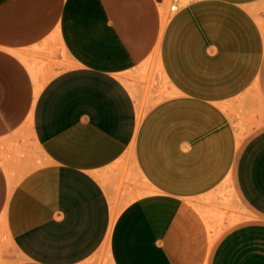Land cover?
<instances>
[{
    "label": "crops",
    "instance_id": "0c3cea01",
    "mask_svg": "<svg viewBox=\"0 0 264 264\" xmlns=\"http://www.w3.org/2000/svg\"><path fill=\"white\" fill-rule=\"evenodd\" d=\"M164 4L0 0V140L26 122L41 155L0 170L8 264H264V128L236 150L225 109L264 96V0ZM156 52L174 94L141 119L122 78ZM227 180L255 220L214 236Z\"/></svg>",
    "mask_w": 264,
    "mask_h": 264
},
{
    "label": "rangeland",
    "instance_id": "374dc122",
    "mask_svg": "<svg viewBox=\"0 0 264 264\" xmlns=\"http://www.w3.org/2000/svg\"><path fill=\"white\" fill-rule=\"evenodd\" d=\"M187 2L188 0H181V8ZM160 14L162 23L165 22V25L174 15L168 12L166 4L160 6ZM44 80L45 77L43 76L38 82ZM122 80L129 89L137 109L141 110V119L146 117L155 105L174 94L170 91L168 80L161 68L158 52L152 54L142 64L126 72ZM240 99L241 101L231 104V109L225 108L231 110V123L235 133L236 150L241 148L254 132L264 128V96L261 94L258 83ZM238 137L240 138L239 145L237 144ZM40 161L39 149L32 140L26 122L13 134L0 140V170L6 180L8 189L24 174L36 167ZM126 170L127 165L123 168L124 173ZM124 180H127V178H124ZM134 181H136V178H134ZM122 195H124V192L118 186L116 189V207L118 211L129 201L127 198H121ZM196 206L206 223L210 221L208 228L214 236L217 233L222 236L239 224L255 220L239 202L230 180L222 184L213 198L200 200L196 203ZM8 248L9 239L6 236L4 221L0 217V264H8L6 253Z\"/></svg>",
    "mask_w": 264,
    "mask_h": 264
},
{
    "label": "built area",
    "instance_id": "2783aa9c",
    "mask_svg": "<svg viewBox=\"0 0 264 264\" xmlns=\"http://www.w3.org/2000/svg\"><path fill=\"white\" fill-rule=\"evenodd\" d=\"M168 12L176 14L181 9V0H165Z\"/></svg>",
    "mask_w": 264,
    "mask_h": 264
},
{
    "label": "bare ground",
    "instance_id": "6f19581e",
    "mask_svg": "<svg viewBox=\"0 0 264 264\" xmlns=\"http://www.w3.org/2000/svg\"><path fill=\"white\" fill-rule=\"evenodd\" d=\"M163 14V13H162ZM165 15V14H164ZM165 24V22L162 23V25ZM42 87L41 84H38L37 87H36V93H38V91L40 90V88ZM138 116L139 118H141V110L138 109Z\"/></svg>",
    "mask_w": 264,
    "mask_h": 264
}]
</instances>
